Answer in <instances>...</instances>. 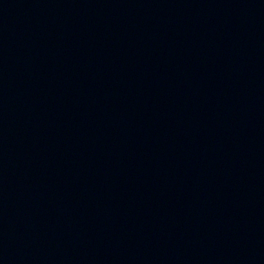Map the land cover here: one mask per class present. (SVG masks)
Segmentation results:
<instances>
[{
	"label": "water",
	"instance_id": "95a60500",
	"mask_svg": "<svg viewBox=\"0 0 264 264\" xmlns=\"http://www.w3.org/2000/svg\"><path fill=\"white\" fill-rule=\"evenodd\" d=\"M0 264H264V0H0Z\"/></svg>",
	"mask_w": 264,
	"mask_h": 264
}]
</instances>
